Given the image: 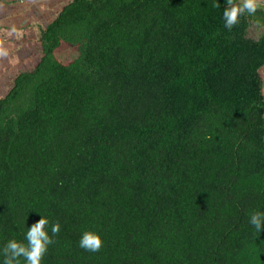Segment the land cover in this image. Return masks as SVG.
Masks as SVG:
<instances>
[{"label": "trees", "instance_id": "obj_1", "mask_svg": "<svg viewBox=\"0 0 264 264\" xmlns=\"http://www.w3.org/2000/svg\"><path fill=\"white\" fill-rule=\"evenodd\" d=\"M35 45L0 96V264H264V3L70 0Z\"/></svg>", "mask_w": 264, "mask_h": 264}, {"label": "crops", "instance_id": "obj_2", "mask_svg": "<svg viewBox=\"0 0 264 264\" xmlns=\"http://www.w3.org/2000/svg\"><path fill=\"white\" fill-rule=\"evenodd\" d=\"M68 1L0 0V96L16 74L36 64L39 27L50 22Z\"/></svg>", "mask_w": 264, "mask_h": 264}, {"label": "rangeland", "instance_id": "obj_3", "mask_svg": "<svg viewBox=\"0 0 264 264\" xmlns=\"http://www.w3.org/2000/svg\"><path fill=\"white\" fill-rule=\"evenodd\" d=\"M242 1H253L255 3H264V0H242ZM248 34H249V36L256 38L260 34V29L259 28L257 29L254 26H252L249 29ZM56 55L61 61L68 60L71 57L69 52L65 51L64 47H62V49L58 50ZM260 75H261V79H262V92L264 95V67H262V69L260 70Z\"/></svg>", "mask_w": 264, "mask_h": 264}]
</instances>
